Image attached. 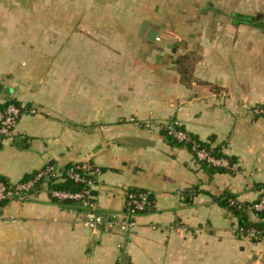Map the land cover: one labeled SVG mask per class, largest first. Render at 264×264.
Instances as JSON below:
<instances>
[{
	"label": "crops",
	"instance_id": "crops-1",
	"mask_svg": "<svg viewBox=\"0 0 264 264\" xmlns=\"http://www.w3.org/2000/svg\"><path fill=\"white\" fill-rule=\"evenodd\" d=\"M157 1L0 0V105L35 109L0 139V178L91 161L100 213L121 215L127 189L151 194L122 233L86 227L84 209L42 180L2 206L0 264H264V238L234 234L238 217L218 201L250 203L264 188V117L251 112L264 104V29L236 16L264 22V0H230L232 20L161 27L153 41L141 27ZM194 1L180 10L203 8ZM159 123L219 147L232 169L197 161Z\"/></svg>",
	"mask_w": 264,
	"mask_h": 264
},
{
	"label": "built area",
	"instance_id": "built-area-1",
	"mask_svg": "<svg viewBox=\"0 0 264 264\" xmlns=\"http://www.w3.org/2000/svg\"><path fill=\"white\" fill-rule=\"evenodd\" d=\"M24 112L35 113V109L18 106L11 102L0 107V139L12 135L14 126ZM251 112L257 117H264V104L253 106ZM175 124L176 123H172L171 125L159 123L157 126L166 131V133L174 139L189 142L194 157L198 161H205L208 165L215 167L232 169V165L227 158L216 156L208 147L203 146L199 141H195L189 137L185 131L177 129ZM57 170L54 164H48L39 171H36V173L27 180L7 183L0 178V203L14 197L29 195L34 190L36 183L41 179L49 181L51 177L56 176L58 173ZM100 174V167L94 165L91 161L74 163L67 168L66 176L74 182L82 183L84 188L76 191L68 189H50L49 195L58 202L68 200L77 201L81 209H84L85 219L83 223L88 228L95 229L99 226L108 228L118 227L122 233H127L135 226V216L148 209L149 201L147 195L142 191L127 189L125 192L122 214L111 213L109 215H104L96 209L93 201L94 196L92 195V191ZM227 204L229 207L241 210L245 214L250 213L257 219V221L251 224L238 223L232 230L234 234L246 237L252 241H260L264 238V188L253 202L242 203L236 200V198L230 197ZM1 209L2 207L0 206V220H4ZM116 264H121V260L118 259Z\"/></svg>",
	"mask_w": 264,
	"mask_h": 264
},
{
	"label": "rangeland",
	"instance_id": "rangeland-1",
	"mask_svg": "<svg viewBox=\"0 0 264 264\" xmlns=\"http://www.w3.org/2000/svg\"><path fill=\"white\" fill-rule=\"evenodd\" d=\"M194 3L195 1H187V0H158L155 4L159 8L158 10H151L144 14L143 18L148 21V26L145 30V33L142 37L146 36L147 30L150 26L154 27L155 29L163 28L167 35H172V33H176V29L174 28L173 24L179 25L180 27L185 24L187 27L189 24L191 26V31L197 30L196 27H192V25H196L198 21L201 20H213V19H225V20H232V12L231 10H226V4L230 3V0H202L201 4L204 9L208 5L209 2L213 3V6L220 7V9L216 11L208 10L207 13H203L199 10L190 9V11H182L180 10L181 4L186 3ZM154 4V5H155ZM198 2L193 4V8L198 6ZM174 5L173 8L171 6ZM225 9V10H224ZM258 13L251 12L250 15L255 17ZM187 33V32H186ZM185 33V35H187ZM184 35V36H185ZM188 36V35H187ZM186 36V37H187ZM264 263V258L261 259Z\"/></svg>",
	"mask_w": 264,
	"mask_h": 264
},
{
	"label": "trees",
	"instance_id": "trees-1",
	"mask_svg": "<svg viewBox=\"0 0 264 264\" xmlns=\"http://www.w3.org/2000/svg\"><path fill=\"white\" fill-rule=\"evenodd\" d=\"M9 103V102H8ZM11 103H14L18 106H21L20 104H18L15 100H13ZM7 103H5L4 105H6ZM3 105H0V107H2ZM175 127L177 129H181L183 131H185L184 129H182L179 125H175ZM186 132V131H185ZM188 134L189 137H191L193 140L195 141H199L203 146L205 147H208L216 156L218 157H225L226 156L221 152L220 148L219 147H210L207 143L203 142V141H200L199 139H197L196 137L190 135L188 132H186ZM164 134L166 135V137L168 138V140L170 142H175V143H178V144H183L185 146H187L189 148V150L192 152L191 150V147H190V143L189 142H186V141H178L176 139H174L172 136L168 135L166 133V131H164ZM193 154V152H192ZM194 156V154H193ZM195 158V157H194ZM196 159V158H195ZM228 159V158H227ZM197 160V159H196ZM198 161V160H197ZM229 163L232 164V162L228 159ZM201 163H203L204 165L212 168V169H215V170H220V171H224V170H228L227 168H223V167H215V166H212V165H208L205 161H199ZM52 164V163H50ZM73 165V164H71ZM71 165H69L68 167H70ZM66 167L64 169V172L63 171H59L58 175L56 174V176L54 177H51V179L49 181H45L47 183V186L50 189H58V190H65V189H68V190H72V191H76V190H79V189H82L84 188V185L82 183H78V182H74L72 181L71 179L67 178L66 176V170L67 168ZM36 172L32 173V175L28 178H24L22 180H27L29 178H31ZM2 179V178H1ZM4 180V179H2ZM43 179H41L39 182H41ZM5 181V180H4ZM7 182V181H6ZM38 182V183H39ZM8 183V182H7ZM230 197H233L232 195L226 193L224 194L221 198L218 199L219 203L225 207V208H228V210L236 215L238 217V220H239V223L240 224H247V221L245 219V213L242 212L241 210H238L236 208H233V207H229L228 206V199ZM53 199V198H52ZM54 201L58 202L57 200L53 199ZM7 201H4V202H1L0 203V206L2 207L4 204H6ZM59 203H73V204H78L77 201H63V202H59ZM150 204V202H149ZM262 216V215H261ZM259 225H262V224H259Z\"/></svg>",
	"mask_w": 264,
	"mask_h": 264
},
{
	"label": "water",
	"instance_id": "water-1",
	"mask_svg": "<svg viewBox=\"0 0 264 264\" xmlns=\"http://www.w3.org/2000/svg\"><path fill=\"white\" fill-rule=\"evenodd\" d=\"M236 16L243 17L244 19L256 20V21H254L253 25L255 27L260 28V29H264V22L262 20H260L259 16L251 17V16L239 15V14H236ZM147 23H148V21H146V20L143 22L142 27H141V31H142L141 34L145 33V30L147 28ZM161 31H162V28L159 29V30L150 29L147 32V34H146V38L149 39V40H153L154 41ZM0 147H1V145H0ZM96 194H97V192L95 190H93L92 191V195L95 196ZM150 196H151V194H149L148 197H147L148 201H150Z\"/></svg>",
	"mask_w": 264,
	"mask_h": 264
}]
</instances>
